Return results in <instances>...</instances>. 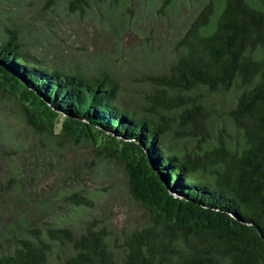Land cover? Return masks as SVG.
Returning a JSON list of instances; mask_svg holds the SVG:
<instances>
[{"label": "trees", "instance_id": "trees-1", "mask_svg": "<svg viewBox=\"0 0 264 264\" xmlns=\"http://www.w3.org/2000/svg\"><path fill=\"white\" fill-rule=\"evenodd\" d=\"M176 2L196 11L145 113L120 104L108 73L49 64L0 26V91L19 101L32 131L0 132V264H264V0L161 7ZM216 98L227 125L212 135L206 103ZM170 120L191 147L165 145ZM44 141L118 162L148 221L117 234L91 213L92 193L39 195L33 183L62 163Z\"/></svg>", "mask_w": 264, "mask_h": 264}, {"label": "rangeland", "instance_id": "rangeland-1", "mask_svg": "<svg viewBox=\"0 0 264 264\" xmlns=\"http://www.w3.org/2000/svg\"><path fill=\"white\" fill-rule=\"evenodd\" d=\"M161 5L162 0H106L77 9L68 6L67 0H0V26L17 31L24 45L33 47L34 53L49 64L108 73L119 84L120 104L145 113L155 89L154 78L168 71L175 59L176 41L196 11L192 4L181 2L166 9ZM206 108L205 119L213 125L209 132L214 135L220 126L227 125L225 103L220 98L210 99ZM177 125L171 120L168 123L165 145L191 147L190 140L183 143L186 136H176ZM2 130L25 138H31L32 133L21 104L4 91H0ZM34 139L41 146L38 138ZM43 147L52 156L59 151L62 163L48 166L47 174L33 183L39 195L60 188L90 192L96 199L91 213L117 234L148 221L145 211L128 196L118 162L107 156L92 158V150L85 144L63 142L57 146L44 141ZM61 173L66 174L65 179Z\"/></svg>", "mask_w": 264, "mask_h": 264}]
</instances>
